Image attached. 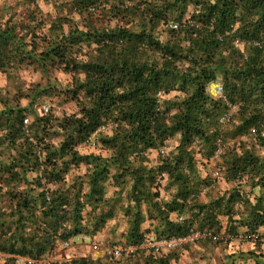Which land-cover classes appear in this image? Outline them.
Wrapping results in <instances>:
<instances>
[{
    "label": "trees",
    "instance_id": "16d2710c",
    "mask_svg": "<svg viewBox=\"0 0 264 264\" xmlns=\"http://www.w3.org/2000/svg\"><path fill=\"white\" fill-rule=\"evenodd\" d=\"M23 3L32 7L21 21L17 13L0 14V71L33 67L47 83L26 93L28 105L0 96L5 264H18L16 256L37 261L30 264H98L89 256L39 260L60 240L96 236L118 213L127 219L126 246H140L150 234L161 240L195 229L260 237L264 0H53V13L44 12L38 0ZM52 71L71 75L65 94L76 100L78 112L35 113L37 100L54 87ZM217 81L224 91L214 98L208 86ZM173 91L182 95L165 98ZM233 106L236 111L222 121ZM177 135L175 151L159 153L151 165L150 151ZM93 136L107 155L79 150ZM197 155L218 156L223 178L233 184L208 201L198 198L212 182L202 176ZM82 164L86 171L68 183L67 175ZM235 257L226 259L234 264ZM237 257L264 264L256 251ZM171 259L172 253L149 254L144 264Z\"/></svg>",
    "mask_w": 264,
    "mask_h": 264
},
{
    "label": "rangeland",
    "instance_id": "374dc122",
    "mask_svg": "<svg viewBox=\"0 0 264 264\" xmlns=\"http://www.w3.org/2000/svg\"><path fill=\"white\" fill-rule=\"evenodd\" d=\"M38 6L44 12H54L55 5L53 0H38ZM32 7V6H31ZM30 5H26L23 3V0H0V14L3 13L6 18H8L10 13H17L18 21L26 18L27 10L31 9ZM58 15L57 13H55ZM73 15V14H72ZM74 17L80 21V17L77 14H74ZM112 26L117 24V21H111ZM160 37L165 40L166 33L162 32ZM50 76V83L54 85L51 89V94L48 96H42L37 100L35 104V113L38 115H44V107H49L50 111L48 114L52 113L55 116H62L64 113L72 114L79 111V107L77 105L76 100L71 99L65 94V91L71 88L72 78L70 74H66L62 71H52ZM45 78V77H44ZM41 76V73L33 67L24 66L20 70H14L12 72H2L0 71V96L7 97L11 100V102H18L22 105H28L29 97L26 93L31 92L32 87L36 85L38 82L43 81V84H46L47 81ZM222 85L221 81L213 82L208 86L209 94L214 97H220L217 93V87ZM175 95H182L181 93H177L175 91L170 94L165 95V98H174ZM47 115V114H45ZM30 123L33 120V114L27 116ZM96 137L93 136L90 142L85 143L79 147V150L82 153H102L103 155H107L108 153L105 150H102L100 146L96 143ZM53 141L57 142V137H53ZM179 142V135L174 138H171L167 141L166 146L160 149H153L149 153L150 163L151 165H155L159 153L168 154L172 151H175V148ZM232 144V143H231ZM230 144V145H231ZM224 148L222 147V150ZM5 151V150H4ZM2 152V150H1ZM219 153V151H218ZM9 154V152H8ZM7 151L3 155V158L7 157ZM199 159V169L203 177H209L212 182L210 187L204 188L199 194L198 198L201 201H208L216 196L222 195L226 192L233 184H229L225 179H216L214 178V173L219 169L220 162L219 157L215 156L210 160L202 159L200 155H197ZM86 165L82 164L79 167L73 169V177L78 174H83L86 171ZM162 186V196L166 198L169 195V191L167 192L164 188L166 181L164 180ZM108 195H112L114 188L111 186L109 188ZM118 213L116 217L110 220L104 229L98 233L96 236H87V237H78V241H70L71 245L68 248L60 249L62 254L68 255H81V256H91V257H100L103 252L95 253L92 248V244L96 241L99 244H104L109 247L113 245H124V233L127 230L126 227V219L120 216ZM263 229L260 230L258 239H241V237H232V236H222L218 241H212L208 239H199L195 242H190L181 246L177 249V251L172 252V264H222L228 261L230 264L232 261L226 259V256L230 254H236L237 258L234 264H255L251 259L244 261L237 257L240 252H248V251H256L258 254H262L264 256V235ZM142 250V251H141ZM96 251V250H95ZM149 250L147 247L141 248L135 253L131 255V257L127 260L123 259L121 262L129 263V264H144V259L146 255H148ZM7 257L9 255L0 254V264H5ZM67 258L66 256L58 258L59 260ZM122 259V258H119ZM119 259H110V258H102L100 260L103 264H117ZM18 264H24L23 260H20ZM171 264V263H170Z\"/></svg>",
    "mask_w": 264,
    "mask_h": 264
},
{
    "label": "built area",
    "instance_id": "2783aa9c",
    "mask_svg": "<svg viewBox=\"0 0 264 264\" xmlns=\"http://www.w3.org/2000/svg\"><path fill=\"white\" fill-rule=\"evenodd\" d=\"M174 27H177V25H174ZM244 44H242L243 46ZM223 85H219L217 87L216 93L219 96H223ZM161 94V93H160ZM50 111L49 107H44V115L48 114ZM236 111V106H233L231 108V111L226 115L225 118L221 119L222 121L229 120V118L231 117V115ZM24 122L26 124H28L29 119L26 118L24 120ZM109 129V127L103 126L102 127V131L106 132ZM222 150L220 149L219 152H221ZM214 178L216 179H224L223 178V172L218 169L215 171L214 173ZM180 220H183V218H180ZM81 237H87L86 235H83ZM241 237V239H244V237H246V239H251V240H255L256 236H239ZM237 237V238H239ZM221 238L220 234H213L212 232H207V231H200V230H193L189 235L184 236V237H171V238H165V239H161V240H156L153 238H149L148 240H146L142 245L140 246H124V245H113L112 247H109L107 245L104 244H99V242H94L92 244V248L94 249V252L96 253H101L103 252V254L98 258V257H91L94 260H97L99 263L98 264H103L100 260H102V258H110V259H119V258H124L127 256L131 257V255L133 253H135V251L141 249V248H145L147 247L149 250V254L155 256V257H160V256H166L172 252L177 251V249L181 246H184L187 243L190 242H195L199 239H208V240H219ZM60 239V237L58 238ZM71 245L70 241H66V240H60V244L57 245L52 251L48 252L46 255L43 256V258H41L39 260V262H43V263H50V262H54L56 260H59V254H62L60 251V249H65L68 248ZM96 250V251H95ZM18 263L20 260L24 261V264H30L33 262H37L36 260H33L31 258L28 257H20V256H16ZM121 259H119L120 261Z\"/></svg>",
    "mask_w": 264,
    "mask_h": 264
},
{
    "label": "crops",
    "instance_id": "0c3cea01",
    "mask_svg": "<svg viewBox=\"0 0 264 264\" xmlns=\"http://www.w3.org/2000/svg\"><path fill=\"white\" fill-rule=\"evenodd\" d=\"M1 159H4V158H1ZM72 179H73V170L67 175V180H68V183H71L72 182ZM122 218H125L126 219V217H124V215H120ZM150 224H151V221H147L144 225H145V227H149L150 226ZM126 227H128V224H127V219H126ZM150 238H154V235L153 234H150ZM80 237V236H79ZM79 239H77V241H78ZM142 251V250H141ZM64 256H66L67 258H71V257H75V256H77V255H64V254H59V257H64ZM78 256H81V255H78ZM147 256V255H146ZM124 261V260H123ZM122 261V262H123ZM170 263L172 264V260L170 261ZM118 264V263H117ZM129 264V263H128Z\"/></svg>",
    "mask_w": 264,
    "mask_h": 264
},
{
    "label": "clouds",
    "instance_id": "9594fccd",
    "mask_svg": "<svg viewBox=\"0 0 264 264\" xmlns=\"http://www.w3.org/2000/svg\"><path fill=\"white\" fill-rule=\"evenodd\" d=\"M87 236V235H86ZM148 255H149V253H148Z\"/></svg>",
    "mask_w": 264,
    "mask_h": 264
}]
</instances>
